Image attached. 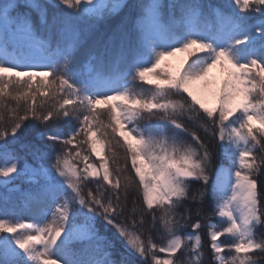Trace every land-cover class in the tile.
<instances>
[{
  "label": "snow or ice",
  "instance_id": "snow-or-ice-1",
  "mask_svg": "<svg viewBox=\"0 0 264 264\" xmlns=\"http://www.w3.org/2000/svg\"><path fill=\"white\" fill-rule=\"evenodd\" d=\"M262 173L264 0H0V264H257Z\"/></svg>",
  "mask_w": 264,
  "mask_h": 264
},
{
  "label": "trees",
  "instance_id": "trees-1",
  "mask_svg": "<svg viewBox=\"0 0 264 264\" xmlns=\"http://www.w3.org/2000/svg\"><path fill=\"white\" fill-rule=\"evenodd\" d=\"M129 2H132V0H129ZM213 3H219L221 2V0H212ZM105 31V25L104 24H101L97 30V32L93 35V37H90V39H94L95 38V35H98V34H102L103 32ZM158 121L153 119V120H141L139 123H140V126L142 127L145 123H157ZM28 123H31L34 125V128H35V131L36 132H40V131H44V128L37 124L36 122L34 121H31V122H28ZM60 128L62 129H65L67 130V126L63 124V122H60V124L58 125ZM53 130H55L53 128ZM199 131V134L201 136V138L209 144V147L213 150V170L212 172H210V176H212L214 178V173H215V168L218 167L219 165H221L222 163L226 164V161H224L220 151H219V148L216 146V141L215 139H211L209 140V138L204 134V132L202 130H198ZM32 140V134H28V135H25V136H22L19 140V142L15 145H12V149L22 158L21 159V163H23V158L27 155V148H22L21 145H27L31 142ZM60 146L57 145V149H59ZM117 153L119 154V157H118V163L123 165L124 164V160H123V156H124V152L122 149H117L116 150ZM28 158V161L29 163H31V157H27ZM92 160L96 161V157L92 156L91 157ZM45 163L47 164L48 162L45 161ZM96 163L98 164L99 161H96ZM113 168H115V165H113ZM127 171H128V174L133 176L134 177V173L132 172V169H131V164L130 162L127 164ZM258 181L260 182L261 184V190L264 191V173H262L258 178ZM17 184L20 185L21 189H25L28 187L27 184H23L21 183L20 181H17L16 182ZM89 187H92L93 190H95V186L94 185H89ZM107 187V186H105ZM203 185L200 184V183H196V182H193L192 183V186H191V189H190V195L192 192H195L197 191V189H200L202 188ZM87 192V188L85 189V194ZM142 203V202H141ZM131 206V200H129V207ZM9 209L12 210V209H15V211H17L19 213L20 211V207H19V202L18 201H14L13 203H11L9 205ZM182 211V210H181ZM204 212H205V215L206 216H210L211 217V223L213 224H216L217 227H220V224H219V221L217 219V217L213 214V206H212V201H211V193H210V190H209V193L208 195L205 197V200H204ZM151 217H146V220H150ZM125 223H129V226L130 225V222L128 221L127 219V213L125 214ZM203 223L207 224L209 221H202ZM158 225H157V229H158ZM97 228L99 229L100 231V234L102 236H106L108 239H113V236H112V232L109 231V232H105L103 226H102V221H97ZM184 232H189L191 231V228H186L183 230ZM207 228H201L200 229V233H201V236H202V239H203V244H204V247H203V252H204V257H203V264H211V261H212V253H211V250L209 248V240H208V237H207ZM257 238H260V235L261 233H264V227H259L257 228ZM145 235V238H147L148 236V233L145 232L144 233ZM154 241L158 244L162 243L163 241L159 238L157 232H153L151 233ZM222 241L223 243L225 244H229L231 243L230 239L225 237V238H222ZM116 243V248L119 250V251H123V245L117 240L115 241ZM77 248L79 246H76ZM157 255H163L161 253H157ZM179 255V253L177 254ZM253 255H256L257 256V264H264V254H256L254 253ZM114 258H119L118 256L117 257H114ZM137 264H144V262L142 260H140L139 258H137ZM147 264H152L151 260L149 259Z\"/></svg>",
  "mask_w": 264,
  "mask_h": 264
},
{
  "label": "rangeland",
  "instance_id": "rangeland-1",
  "mask_svg": "<svg viewBox=\"0 0 264 264\" xmlns=\"http://www.w3.org/2000/svg\"><path fill=\"white\" fill-rule=\"evenodd\" d=\"M183 59V56L178 54L176 57H173L171 58L170 60L166 61V63H168L170 66H171V69L170 70H175L177 67H179V64L181 62V60ZM214 74L219 76V70L218 69H215L214 70ZM208 106H212V103L209 102V105ZM23 218L25 220H28L30 219L31 217H29L28 215H24Z\"/></svg>",
  "mask_w": 264,
  "mask_h": 264
}]
</instances>
